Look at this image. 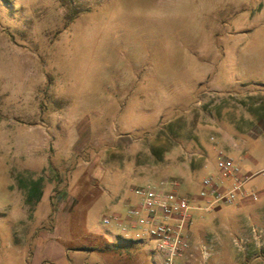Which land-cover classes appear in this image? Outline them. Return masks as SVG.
I'll list each match as a JSON object with an SVG mask.
<instances>
[{
    "label": "rangeland",
    "instance_id": "374dc122",
    "mask_svg": "<svg viewBox=\"0 0 264 264\" xmlns=\"http://www.w3.org/2000/svg\"><path fill=\"white\" fill-rule=\"evenodd\" d=\"M263 38L264 0H0V264L99 261L103 218L160 181L195 196L220 151L257 200L190 234L216 220L264 264Z\"/></svg>",
    "mask_w": 264,
    "mask_h": 264
},
{
    "label": "built area",
    "instance_id": "2783aa9c",
    "mask_svg": "<svg viewBox=\"0 0 264 264\" xmlns=\"http://www.w3.org/2000/svg\"><path fill=\"white\" fill-rule=\"evenodd\" d=\"M245 183L237 161L220 151L214 169L202 179L195 196L181 193L175 180L146 185L136 190L138 201L128 205L124 215H108L103 224L116 229L125 239L133 238L137 232L153 246L159 264H180L192 248V212H210L221 205L257 200L255 194L245 190ZM253 233L258 235L256 229ZM199 250L204 261L210 258L211 250L206 243H201Z\"/></svg>",
    "mask_w": 264,
    "mask_h": 264
},
{
    "label": "crops",
    "instance_id": "0c3cea01",
    "mask_svg": "<svg viewBox=\"0 0 264 264\" xmlns=\"http://www.w3.org/2000/svg\"><path fill=\"white\" fill-rule=\"evenodd\" d=\"M183 2H187V4H196L198 7L199 5L203 6L205 3V0H182ZM219 1V0H218ZM167 10V8H165ZM261 42H264V38ZM256 41L252 40L250 44L248 43L246 45V50L251 53L254 52V49H261L262 51V59L264 58V47L259 48L258 46L254 45ZM251 58H254V55L251 54ZM260 57V56H259ZM131 199L129 202H132L131 204H134L138 201V198H134V196L130 197ZM245 202L239 203L244 204ZM130 205V204H129ZM128 205L124 206L122 210V214H125V210L127 209ZM219 209V208H217ZM216 209V210H217ZM120 212L119 208H115L113 213ZM118 214V213H117ZM212 226H215L213 229L209 226H203L202 228V235L200 238H198V243L195 242V238L193 237V234L191 235V241H192V248L190 250V253L186 255L182 260L180 264H231V257L233 254H230L231 251V245L226 240L223 232L219 231V223L214 220V224ZM104 235H109L111 238L112 236H120L118 233H114V231L110 228H106L104 231H102ZM134 237L136 236V240H140V242L133 243V244H117L115 242H110L113 246H116L114 249H108L107 251H103L101 253L100 260L97 261L96 258L93 256V252L89 250H80L75 251L74 253L76 255H85L83 256V263L80 262L79 259L73 258L69 259L66 262H59V264H124L127 263V261H132L133 264H154L149 260L148 253L152 252L154 254L153 246L148 242V244H145L141 242V237L139 235L133 234ZM122 237V236H120ZM146 241V240H145ZM201 243H206L211 250L210 258L206 261H204L201 257V253L199 251V245ZM135 251V253L133 252ZM81 252V253H79ZM83 252V253H82ZM249 254V253H248ZM250 255V254H249ZM122 256V258H121ZM244 256H246V253H244ZM58 264V263H57Z\"/></svg>",
    "mask_w": 264,
    "mask_h": 264
},
{
    "label": "trees",
    "instance_id": "16d2710c",
    "mask_svg": "<svg viewBox=\"0 0 264 264\" xmlns=\"http://www.w3.org/2000/svg\"><path fill=\"white\" fill-rule=\"evenodd\" d=\"M117 239H118L117 244H133L134 243V240H132V239H125V238L120 237V236H118ZM137 242H140V240H136V243ZM113 245L111 243H109V242L106 243V246H107L108 249H111L112 247L116 248V246H113ZM114 248H112V249H114ZM88 250L89 251H97L95 248H89Z\"/></svg>",
    "mask_w": 264,
    "mask_h": 264
}]
</instances>
